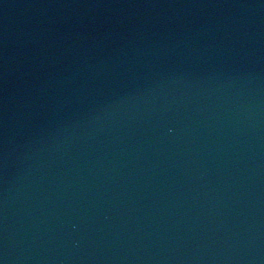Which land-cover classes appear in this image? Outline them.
Instances as JSON below:
<instances>
[{
    "label": "water",
    "instance_id": "obj_1",
    "mask_svg": "<svg viewBox=\"0 0 264 264\" xmlns=\"http://www.w3.org/2000/svg\"><path fill=\"white\" fill-rule=\"evenodd\" d=\"M171 1L158 0V3L161 2L162 6L169 8L165 9L163 7L159 8L157 0H143L140 5L143 10L140 9L142 12L144 11V17L142 16L139 19L138 13H135L134 10L135 6L131 10L127 9L134 2L125 7V0H118L119 7L111 5V0L110 2L107 0H37L35 8L40 9L41 17L48 18L47 21H50L51 25L46 29L45 21L42 22L35 11L31 35H34V37L37 35L44 41L52 42L55 40V34L64 33L68 29L67 25L56 22V19L63 18V23H65L75 13H81L80 16H85L87 13L93 12L92 22L89 20H86V22L99 26L104 24L110 37H118L122 34L123 30L120 29L123 27L118 25V29L114 30L112 20L119 19L122 21V13L126 10L133 18L131 24H135L137 19H144L146 23L157 30L158 28L161 29L162 26L163 31L159 32L157 36L159 42H162L168 30H166L167 28L164 29L162 23H156L165 10L167 12L164 15L168 22L172 20L173 12L170 15L173 8ZM247 1L252 4L251 9L247 12V21L249 20L251 32L255 33L257 31V37L264 38V20L256 13V5L259 4L260 0ZM195 2H191L190 9L186 7L184 10L185 17H190L192 22L196 21L197 16L207 17L215 8L214 4H205L206 9L202 11L204 8H199L198 12L196 9L200 2ZM227 3V7L223 9L220 4H216L217 10L210 15L207 22L208 34L221 35L223 37H219L218 40L226 42H228L226 37H230L227 34L229 33L228 28L233 27L235 32L238 31L236 26L239 27V24L235 26L237 22L234 23V21L238 19V13L241 11V5L234 3V0H227ZM242 5L244 4L242 3ZM64 10L65 12H63ZM141 10L138 11L141 13ZM73 11L74 13H72ZM262 12H264V9ZM262 16H264L263 13ZM228 17L230 18L229 21ZM153 20H156V23ZM161 21L164 22L163 17ZM41 24L44 25V29L40 28ZM54 26L56 30L53 31L51 27ZM145 28L147 27H141L139 30H132L130 33L124 34L123 37L120 36L121 39H124V46L116 41V44L114 42L115 48L124 51L130 50L131 47L132 50L134 49L135 52H139V55H141V52L137 51L135 43L137 41L134 38L144 35V38L149 40V33L153 34V32L152 29L147 28L146 31ZM251 32L249 29L247 30L246 42L253 43L254 41L253 44L256 46L257 39L252 36ZM95 33L97 32H93V34ZM224 33L227 34L226 37ZM175 36L174 34L172 36L167 34L165 37L175 38V40L180 39ZM79 37L77 40L80 39ZM129 39L135 41L131 46L127 44ZM203 40L204 45H206L208 40L206 38H203ZM155 41L156 38L152 37L151 43ZM151 43L142 42L139 44L141 49L148 50L147 56L149 57L156 58L155 55L159 53L158 49L162 52H164L165 47L168 49L167 45L156 46ZM177 44L179 50L183 51V48L188 47L190 42L185 43L182 41ZM199 45L202 46L201 43ZM255 46L252 45L249 49H246L245 47L242 48L243 44L237 45L236 48L239 49V52H236L237 54L229 62H225L224 54L219 55L212 76L202 78L199 84L184 82L179 92L168 97L159 92L152 104L148 98L142 100L145 94L140 93L138 95L139 103H145V106L152 105L154 108H150L144 115H136L135 108L131 109L129 117L125 116L126 119L123 121L125 125L129 123L125 134L122 130L116 129L115 123L118 120L114 116L104 120L100 119V121H97L96 118L91 120L90 116L85 118L76 115L74 117L73 110L67 111L65 107L68 101H72V99L64 102L59 99L57 109L50 108L46 116L45 130L47 134L44 139L48 147L67 148L70 149L71 154L76 155L75 150L77 148L74 144L69 142L68 146L66 144L67 139L64 138L59 142L56 139L62 136L70 140V133L75 135L81 128L88 131L89 134L86 138L83 137L78 155L94 154L101 157L100 162L98 161L97 168L91 171L88 169L85 171L81 168L71 173L59 171L56 174H51L48 170H41L39 167H34L35 170L32 172L33 166L31 170H27L24 176L26 179L31 180L30 185L27 188L18 189L21 193L17 194V197L13 192L8 195L1 248V256L5 257L0 258V262L9 264L8 256L21 258L22 261L24 260L23 254H29V249L23 247L24 241L19 233L24 221H27L26 223L30 225L29 228L32 234H36L38 241L37 255H42L41 247L46 249L48 248L47 244H56L57 239L51 237L55 232L62 235L71 234L79 240L82 236L79 229L69 228L67 231V222L55 226L51 222L53 223V220L60 218L64 213V209L60 207L59 203L61 196H63L62 191L69 192L72 187L81 186L82 182L89 187L91 184L101 185L102 183V196L100 198L110 194L108 190L113 189L112 191L118 199L132 205L131 213L136 218L131 217L130 225H127L123 232L117 235L114 233V230L118 228L117 220L113 214H110V210L115 209L114 203H101L98 197L92 193L94 204L97 207L95 211V215H97V223L95 224L97 226L94 227L101 231L102 238L106 236L107 240H115L117 244L121 243L120 238L127 233L133 235V242L137 244L142 243L141 239L145 237L149 243L151 235L152 242H150L149 247L154 246L156 242L154 251L157 253V259L147 260L148 264H238L235 263V260L240 254H245L243 251L246 247L247 250L249 249V253L252 251V255L256 256L259 262L260 260L263 261L260 263L264 264V179L262 177H251L252 174L249 173L255 164L264 165V97L259 99L253 96L254 104L259 110L258 116L253 121L245 119L244 116H236V113L231 114L232 106L241 98L240 95L249 92L250 87L247 90L242 88L238 91L239 85L246 82L242 72H246L249 64H251L249 63L251 57L247 55L250 53L254 58L264 57L263 53L255 52ZM189 47L197 49L194 45ZM55 48L56 45L52 44L51 51L50 47L47 46L43 53L54 54ZM109 50L112 53L115 52L114 47L109 48ZM185 58H190V55L185 54L183 59ZM35 59L48 66V75L42 76L41 73L37 72L39 73L38 77L29 81L31 85L40 82L38 86H35L37 93L31 89L32 86L29 89L28 93L31 96L39 95L42 101L48 102V106L50 104L54 106L56 105L54 103L55 99L58 96H67V88H71V93L79 91L82 84L78 83L77 69L74 74L71 73L68 67L66 68L67 63L61 62L57 58L51 59L48 56L44 58L37 55ZM200 60L193 57L191 62L194 65L200 64L202 62H199ZM56 61L58 64L55 63ZM69 62H73L72 56ZM31 63L27 62L26 64V67L29 65L25 71L27 74H30L28 68H35L39 64L36 62V65L31 66ZM60 64L64 66V70H61ZM86 64L88 62H85L83 66ZM71 65L74 68L77 63ZM253 66L255 65L253 64ZM239 68H242L240 69L242 72L237 71ZM89 71L90 67L88 66ZM63 72H67L64 77L62 76ZM91 75L88 74L89 78L93 80ZM62 77L65 82L62 81L63 79L60 80ZM179 77L182 79V76L179 75ZM42 82H45L46 86H42ZM249 83H252L251 85L257 84L255 81ZM26 85L28 84L24 82V86ZM97 85L101 87L103 92L108 87L103 80L98 81ZM256 88L257 86L252 89ZM243 91L244 93H242ZM260 91L255 92V95L258 96ZM87 92L88 99L94 103L95 100L92 98L95 96V92L93 90ZM74 96L76 97L74 100H77L79 97L85 98L86 94L81 93ZM95 97L100 98L101 92L98 91ZM27 101L21 102L19 124L23 121V126L26 124L27 116L22 110L29 107ZM28 110H32L31 107L26 111ZM243 111L247 112L245 106ZM33 112L36 114L35 110ZM62 113V127L66 130L58 132L60 125L56 120V116ZM175 116L178 117V121H173ZM109 120L112 122H108ZM81 122H84V124L82 125ZM103 128H108V131L103 133ZM79 134L81 133L79 132ZM137 134L141 135L138 142L136 141ZM56 135L58 138H55ZM174 140H176L177 151H174L173 148L174 144L172 142ZM61 153L67 155L66 150H61ZM165 159L170 160L167 163ZM236 164L238 166H235ZM240 166H243L246 171L242 172ZM165 171L171 174L175 172V174L179 173L181 175L182 173L184 176L192 175L201 180L202 183L195 192H192L193 198L191 200L190 198L189 200L182 198L180 193L173 190V192L171 191L173 199L163 197L164 209L157 207V204H153V209L148 211L150 212L151 222L154 223L150 227L147 222H144L147 220V216L145 217L146 212L145 209H142L143 206L138 209L135 206L137 204L136 198L128 200L126 195H133L138 198V196L144 194L138 191L146 185V189L153 192L154 197L163 196L160 183L167 184L166 180L163 181L165 178L162 176ZM197 172L200 174L199 176ZM252 185L263 187L261 195L258 193L251 195ZM104 187L107 190H103ZM69 193L73 194L75 192L71 191ZM24 197L25 201L18 200ZM185 197L187 196L185 195ZM15 198H17L16 201ZM172 204L177 206L176 209L173 208ZM146 208L148 210V207ZM141 227L148 232L147 236ZM65 238L67 241H71L68 236ZM94 240H97V237H92L91 241ZM252 243L255 245H252ZM146 254L147 251H144L139 262L134 260L133 263L129 264H146L147 261H144ZM136 258H139V254Z\"/></svg>",
    "mask_w": 264,
    "mask_h": 264
}]
</instances>
